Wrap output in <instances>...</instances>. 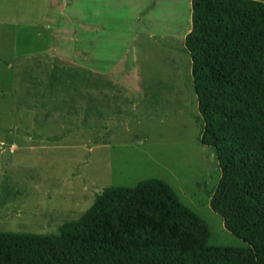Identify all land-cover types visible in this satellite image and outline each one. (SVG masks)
<instances>
[{
  "label": "rangeland",
  "instance_id": "rangeland-1",
  "mask_svg": "<svg viewBox=\"0 0 264 264\" xmlns=\"http://www.w3.org/2000/svg\"><path fill=\"white\" fill-rule=\"evenodd\" d=\"M190 16L191 0H0V230L57 233L104 188L156 177L209 244L251 252L209 206L221 172L200 143Z\"/></svg>",
  "mask_w": 264,
  "mask_h": 264
},
{
  "label": "trees",
  "instance_id": "trees-1",
  "mask_svg": "<svg viewBox=\"0 0 264 264\" xmlns=\"http://www.w3.org/2000/svg\"><path fill=\"white\" fill-rule=\"evenodd\" d=\"M184 48L200 143L214 149L221 172L209 206L251 252L209 244V226L150 177L104 188L57 233L0 230V264H264V2L191 0Z\"/></svg>",
  "mask_w": 264,
  "mask_h": 264
},
{
  "label": "crops",
  "instance_id": "crops-1",
  "mask_svg": "<svg viewBox=\"0 0 264 264\" xmlns=\"http://www.w3.org/2000/svg\"><path fill=\"white\" fill-rule=\"evenodd\" d=\"M28 60H29V58L27 59V61ZM35 61H36V57H35ZM3 68L5 71H7L9 69V65L6 64V60H4L0 57V69L3 71ZM35 68H36V63H35ZM121 87H127V86L123 84V85H121Z\"/></svg>",
  "mask_w": 264,
  "mask_h": 264
}]
</instances>
